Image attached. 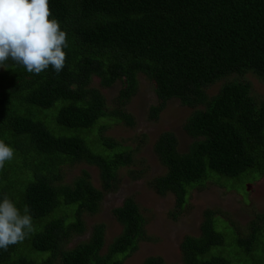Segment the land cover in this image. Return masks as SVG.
I'll list each match as a JSON object with an SVG mask.
<instances>
[{
  "label": "trees",
  "instance_id": "1",
  "mask_svg": "<svg viewBox=\"0 0 264 264\" xmlns=\"http://www.w3.org/2000/svg\"><path fill=\"white\" fill-rule=\"evenodd\" d=\"M49 4L50 18L67 33L64 69L36 75L9 60L0 72V140L14 149L0 170V200L7 195L22 214L29 206L33 225L27 244L0 249V264H125L140 241L149 240L146 219L128 197L113 209L122 233L105 253L103 223L94 226L89 241L69 248L86 232L85 215L98 214L105 194L118 189L119 170L133 164L131 149L91 135L112 123L134 125L126 108L141 74L155 84L150 120H158L173 99L193 109L184 126L193 138L187 152L179 151L172 132L154 144L166 173L149 184L159 196H175L172 219L180 217L190 189L207 181L264 177V101L252 96L244 78L254 74L264 81V0ZM232 76L217 94L207 93ZM94 78L103 88L123 82L114 108L91 86ZM80 163L99 169L102 189L86 170L64 183L62 168ZM257 220L264 222V215ZM223 221L222 212L206 210L200 235H186L181 243L182 264H264V252H254L264 226L253 222L248 235L227 240L228 223L225 232L217 229ZM141 264L165 262L149 257Z\"/></svg>",
  "mask_w": 264,
  "mask_h": 264
},
{
  "label": "rangeland",
  "instance_id": "2",
  "mask_svg": "<svg viewBox=\"0 0 264 264\" xmlns=\"http://www.w3.org/2000/svg\"><path fill=\"white\" fill-rule=\"evenodd\" d=\"M3 70L4 68H0V72ZM244 78L251 83L252 96L259 102L264 101V81L254 74H247ZM234 79L232 76L217 82L209 87L207 93L210 96L217 94L225 82ZM91 86L102 92L109 108H114L124 84L118 81L110 88H103L99 79L94 78ZM155 104H157L155 84L141 74L138 92L126 108L134 117V125L129 127L123 123H112L91 135L93 139L101 136L110 138L131 149L134 161L132 165L119 170L118 189L105 194L99 213L85 215L86 232L74 237L69 248L89 241L94 226L103 223L106 232L105 246L101 254L105 253L115 238L122 233V225L114 217L113 209L121 206L128 197L135 199L146 219L145 231L149 240L140 241L138 250L126 258L125 264H141L149 257H162L165 264H182L181 243L186 235L196 237L200 235V227L208 209L222 212L223 219L228 220L217 227L219 231L225 232L222 227L228 223L232 231H228L227 240H232L236 233L248 235L253 222L264 226L263 221L257 220L264 215V177H253L255 175L239 180L207 181L203 186L190 189L180 217L176 220L171 218L170 215L175 209V196L173 194L159 196L149 184L154 178L166 173V168L161 165L154 153V144L162 133L172 132L178 138L179 151L187 152L193 138L185 131L184 126L193 109L182 106L178 100L173 99L168 102L158 120L153 121L149 119V110ZM45 113L47 114V111ZM55 116L56 111L53 124H56ZM44 123L49 125L45 120ZM84 170L90 173L93 185L102 189L99 169L86 163L63 167L64 183H71L81 176ZM1 176L0 171V178ZM259 240L261 242L254 252L258 257H262L264 229ZM22 243L27 244V240Z\"/></svg>",
  "mask_w": 264,
  "mask_h": 264
},
{
  "label": "clouds",
  "instance_id": "3",
  "mask_svg": "<svg viewBox=\"0 0 264 264\" xmlns=\"http://www.w3.org/2000/svg\"><path fill=\"white\" fill-rule=\"evenodd\" d=\"M49 0H0V68L9 60L39 75L51 67L59 74L66 64L67 33L52 17ZM14 149L0 140V170ZM30 207L23 214L7 195L0 200V249L23 242L33 231Z\"/></svg>",
  "mask_w": 264,
  "mask_h": 264
}]
</instances>
